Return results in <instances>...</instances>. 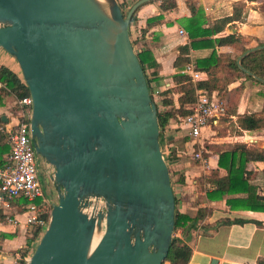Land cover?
I'll return each instance as SVG.
<instances>
[{
    "label": "water",
    "instance_id": "95a60500",
    "mask_svg": "<svg viewBox=\"0 0 264 264\" xmlns=\"http://www.w3.org/2000/svg\"><path fill=\"white\" fill-rule=\"evenodd\" d=\"M147 1L136 0L124 14L119 0H0V48L29 89L34 147L54 169L43 182L57 192L25 264L166 259L175 193L157 106L129 30ZM261 48L249 47L236 62L264 83L241 63ZM92 199L100 207L90 211Z\"/></svg>",
    "mask_w": 264,
    "mask_h": 264
},
{
    "label": "crops",
    "instance_id": "0c3cea01",
    "mask_svg": "<svg viewBox=\"0 0 264 264\" xmlns=\"http://www.w3.org/2000/svg\"><path fill=\"white\" fill-rule=\"evenodd\" d=\"M197 6H201L205 16L211 22L216 18L230 15L233 6L237 1H245L244 19L234 20L227 24L222 33H237L249 37L248 46L264 43V0H194ZM125 6H130L134 0H119ZM176 6L171 9L162 10L158 0H150L139 5L137 19L130 22L131 32L134 36L140 37L147 18L162 13V21L146 28L144 37L140 43H145L152 50L157 62L156 73L153 74L152 83L164 90L173 85L171 74L175 71L173 61L178 54V47L181 44L189 43L187 34H180L178 28H184L180 18L190 16L191 11L186 0H176ZM232 28H235L232 31ZM217 52H233L238 50L232 45H220L216 47ZM210 48H191L190 54L194 60L195 55H205ZM0 64H3L18 75H21L20 68L16 60L3 48H0ZM205 72V71H203ZM207 76L205 72L204 78ZM242 83L243 89L237 103L238 112L259 111L262 107L264 86L256 80L241 77L228 85L229 92L225 95V102L235 93L236 87ZM2 87V86H0ZM177 94H174V102L177 104ZM15 95H6L3 103L0 104V117L4 123L10 120L15 112ZM6 120H4V118ZM235 116L233 115V119ZM171 120V121H170ZM162 131L164 141H167L169 132L174 126L173 119H170ZM177 126V123H176ZM179 126L182 127L181 122ZM220 126V125H218ZM216 128H204L202 131L203 142L224 143L229 141L227 137H219ZM231 137L230 142L241 141L246 144L253 143L264 148V127L254 130H243L241 135L233 131L227 134ZM186 145L192 148L190 139ZM213 137V138H212ZM247 137L253 138L252 142H247ZM212 138V139H211ZM168 153L171 164L175 167V174L183 175L184 180L176 179L174 193L178 197L177 207L179 210L194 216L198 208H206L208 211L204 217L197 220L196 226L190 230L178 229L176 235L181 237L191 247V254L187 264H257L259 258L264 257V213L261 210H251L242 208H231L226 197L243 196L245 193L224 194L223 198L210 199L207 190L214 186L204 181L198 183L200 173L205 176L209 170L218 166L219 152L207 149L208 167H202L198 163L194 166L192 162L183 159L181 152L176 145H173ZM205 151V150H204ZM4 156V154H3ZM193 158V157H192ZM263 161H249L248 168L253 170L250 174V181L258 184V192L264 194L262 183ZM196 166V167H195ZM222 172V168H221ZM19 199H12L8 204L0 201V264H16L20 259L27 257L35 247L38 236L34 239L31 247L27 246V240L31 238L33 227L23 223L25 212L24 202ZM15 216L20 223H9L6 216ZM230 218L243 219L239 222L222 223L221 220ZM27 253L23 255L24 251Z\"/></svg>",
    "mask_w": 264,
    "mask_h": 264
},
{
    "label": "trees",
    "instance_id": "16d2710c",
    "mask_svg": "<svg viewBox=\"0 0 264 264\" xmlns=\"http://www.w3.org/2000/svg\"><path fill=\"white\" fill-rule=\"evenodd\" d=\"M158 1L159 7L162 10L174 8L177 4L176 0ZM186 3L191 11V15L180 18V22L187 31L190 42L181 44L178 47V54L173 61L175 71L171 74L173 85L164 90H159L161 103L164 105L163 109L157 108L160 126V141L162 138V131L171 118L180 120L191 111V105L195 100L197 88H203L208 94L216 92L224 99L225 95L229 92L228 85L241 77H245L246 79L252 78L264 86L263 82L247 74L236 62L237 57L249 48L247 45L249 37L231 32L222 33L229 22L244 19L245 1H237L230 15L216 18L211 22H209L205 16L203 8L197 6L194 0H186ZM120 5L125 14V5L122 3H120ZM162 18V13L148 17L142 31L161 22ZM136 19L137 10L133 12L131 21ZM142 31L140 37L132 39V45L142 65L151 92V81L153 74L156 73L157 62L155 61L150 47L143 42H139L140 39L144 37ZM220 45H232L238 52H217L216 47ZM190 48H210L209 53L205 55H195L194 57L196 69L207 73L205 78L197 81H193L191 76L184 71V66L189 60L188 53ZM241 63L254 74L264 78V48L247 53L241 58ZM149 73L151 76H149ZM0 81L4 85L0 87V104L3 103V99L6 95L22 97L29 94V89L23 77L3 64H0ZM243 86L244 85L240 83L235 89L236 94L233 95L234 97L226 101V112L222 116V120L224 122L230 121V124L234 127V132L239 135L243 133V130H254L264 127V92L262 94V107L259 111H237V103ZM174 94L178 95L177 104L174 102ZM233 115L235 116L234 119ZM0 122H2L1 117ZM214 127L218 128L219 126ZM217 135L220 134L217 132ZM203 147L206 156H208L207 149L219 152L218 166L211 168L205 176L198 180L199 184L207 181L214 186L212 189L207 190V196L210 199H220L223 198L224 194L245 193L243 196L226 197L227 204L231 208L261 210L264 213V194L258 192V184L249 180L253 170L248 168L249 161L259 160L264 163V148L256 146L253 143L246 144L241 141H235L233 143H214L207 140L204 142ZM9 150L10 145L7 142L6 135L0 130V166L5 164ZM262 176V183L264 185V165L262 168ZM178 179L184 180L183 175L180 174ZM177 203L178 197L175 195V231L178 229L186 231L194 228L197 220L204 217L208 211L206 208L201 207L198 208L194 216H190L188 213L179 210ZM45 216H48V212ZM242 220L243 219L240 218H226L221 220V222L231 223ZM38 231L37 228H33L31 238L27 240V246L31 247L34 239L38 235ZM27 251L28 249L24 251L23 255L26 254ZM190 254V245L175 234L165 260H169L171 264H187ZM25 262L26 260L22 257L19 263L16 264H25ZM257 264H264V257L259 258Z\"/></svg>",
    "mask_w": 264,
    "mask_h": 264
},
{
    "label": "built area",
    "instance_id": "2783aa9c",
    "mask_svg": "<svg viewBox=\"0 0 264 264\" xmlns=\"http://www.w3.org/2000/svg\"><path fill=\"white\" fill-rule=\"evenodd\" d=\"M180 34H187L179 27ZM191 50V48H190ZM189 60L184 66L193 81L204 78L205 72L197 70L194 60L188 53ZM0 86H4L0 81ZM159 90L156 89V92ZM196 97L191 105V111L180 119L192 145V157L202 167H208V157L204 154L202 131L220 125L226 112V102L216 92L208 94L203 88L196 89ZM15 112L10 120L0 124V130L6 135L10 150L5 164L0 166V201L8 204L12 199H23L25 217L23 223L41 230L46 228L52 203L51 194L44 187L43 178L48 175L42 158L36 152L30 130V115L32 97L26 94L16 97ZM247 142L253 138L247 137ZM100 200H91L89 210L98 209ZM43 206V207H42ZM48 216H45L47 214ZM9 223H20L15 216H6Z\"/></svg>",
    "mask_w": 264,
    "mask_h": 264
},
{
    "label": "rangeland",
    "instance_id": "374dc122",
    "mask_svg": "<svg viewBox=\"0 0 264 264\" xmlns=\"http://www.w3.org/2000/svg\"><path fill=\"white\" fill-rule=\"evenodd\" d=\"M128 9H129V6L128 7L124 6V10L126 12H127ZM129 28H130V25H129ZM130 35H131V40L135 38L134 32L132 33L131 29H130ZM149 76H151L150 73H149ZM151 84H152V90H151L152 99L155 102L157 108L163 109L164 105L161 103V96L159 94L160 91L156 92V89L159 90V88H156V86L153 85L152 82H151ZM232 97H234V96H232ZM15 109H16V107H15ZM171 119H173L172 123L174 124V126L172 127L171 131L169 132L167 141H164L163 136H162V138H161V148H162L164 157H165V159H166V161L168 163V166H169V171H170V175H171V183H172V186L174 188V187H176V179L179 177V173L175 174V167L171 164L170 159H169V155H168V153H172L173 152V151H171L172 148H175V147H173V145H176L178 147L179 151L182 154L181 157H183L184 161L188 160V161L192 162L193 166L197 162L192 158V148L190 147V145L189 146L186 145V141H188V140L186 139V136H185L184 127H180L179 126L180 120H177L176 118L175 119L171 118ZM176 123H177V126H176ZM219 124H220V126L218 128H216V131H218V134H220L219 137H221V138H223V137L229 138L228 139L229 141H225L224 143H230L231 137L228 136L227 134L231 133V131H233V126L230 124V121L224 122L222 120L221 123H219ZM46 169H48V170L50 169V172H52L54 170L53 167H50V168L47 167ZM201 177H203L202 173H200V175H199V178H201ZM199 178H198V180H199ZM46 190H48V189H46ZM48 191L52 195L51 196L52 200L56 202L57 201V192L55 191L54 186L52 187V192L50 190H48ZM176 232L177 231L174 230V235L176 234ZM40 235H41V230L38 231V235L37 236L40 237ZM163 264H171V262L169 260H165L163 262Z\"/></svg>",
    "mask_w": 264,
    "mask_h": 264
},
{
    "label": "flooded vegetation",
    "instance_id": "af4514ba",
    "mask_svg": "<svg viewBox=\"0 0 264 264\" xmlns=\"http://www.w3.org/2000/svg\"><path fill=\"white\" fill-rule=\"evenodd\" d=\"M54 186V189H55V191H56V185H55V183H53V182H48V183H46V182H44V187L46 188V189H48V190H50L51 192H52V187Z\"/></svg>",
    "mask_w": 264,
    "mask_h": 264
},
{
    "label": "bare ground",
    "instance_id": "6f19581e",
    "mask_svg": "<svg viewBox=\"0 0 264 264\" xmlns=\"http://www.w3.org/2000/svg\"><path fill=\"white\" fill-rule=\"evenodd\" d=\"M94 243H95V240H94Z\"/></svg>",
    "mask_w": 264,
    "mask_h": 264
}]
</instances>
